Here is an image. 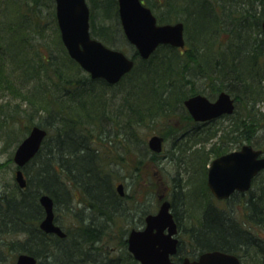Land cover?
Here are the masks:
<instances>
[{
	"label": "trees",
	"instance_id": "16d2710c",
	"mask_svg": "<svg viewBox=\"0 0 264 264\" xmlns=\"http://www.w3.org/2000/svg\"><path fill=\"white\" fill-rule=\"evenodd\" d=\"M1 1L8 5L3 10L4 21L0 20V89L7 90L12 97L24 98L27 106L34 107V113L43 118L37 124L48 133L40 150L23 168L26 188L13 184L8 193H0V264H12L19 252L34 254L39 258L37 264H140L127 250L125 233L128 229L122 230L113 220L114 214H121L125 200V196H119L115 180L121 171L126 173L130 169L125 153H133L135 148L142 151V155H136L137 162L130 169L135 175L144 155L158 156L143 140L153 124L171 121L175 125L177 119L182 128L172 143L177 140L182 143L177 145L181 156L186 160L191 157L187 162L193 164V171H199V181L194 175L196 178L189 176L185 183L198 182L204 211L198 222L192 219L186 225L190 250L181 251V241L175 262L188 253L194 257L201 251L218 249L236 254L241 264H264V169L253 178L246 192L232 194L242 209V218H239L236 210L227 216L226 211L214 205L206 185L207 166L204 167L206 159L245 142L264 152V140L257 137L264 128L262 0H249V5L243 0H211V3L209 0H143L159 23L182 19L185 47L161 44L143 59L129 43L134 66L114 85L103 79H92L68 55L60 39L53 0ZM254 1L260 5V10L255 8ZM43 3L51 6L49 12L60 47L59 59L52 52L43 55L38 45L29 40L33 33L43 31L39 6ZM87 3L91 36L110 47L116 46L118 39L126 41L117 0H87ZM225 7L233 9L223 12ZM210 10L214 12L211 25L216 29L190 33V23L201 27V20L207 19ZM8 13L14 15L5 19ZM230 16L236 26L231 28L232 34L226 36L229 30L221 25L223 17ZM33 48L34 58L29 53ZM7 63L11 68L5 67ZM13 70L20 72L15 75ZM199 75L209 80L203 89L195 83ZM19 87L25 92L21 93ZM106 90H111L109 97L103 96ZM222 90L235 98L234 113L221 118L228 122L220 123L219 130L202 131L200 137L189 143V138L185 139V135L190 137L185 134L187 129L196 126L194 130L201 134L200 123L191 119L183 101L196 93L210 97ZM119 92L122 94L116 103ZM13 107L0 104V117L5 122L18 118ZM32 124H26L25 129ZM24 132L15 133L14 138L24 136ZM156 132L167 137L166 130ZM214 135L217 140L206 149L205 143ZM113 144L120 153L110 157L112 159L106 158ZM198 144L202 146L193 148ZM196 165L199 170L195 169ZM173 188L171 207L174 212L186 201L193 204L190 208L194 210L195 185L186 190L177 184ZM42 193L53 199L55 220L64 228L65 237L39 228L43 209L38 198ZM59 205L71 216L69 225L60 223L56 215ZM212 207L224 212L226 217L210 218L207 209ZM81 211L87 212L82 215ZM179 214L174 213L181 225Z\"/></svg>",
	"mask_w": 264,
	"mask_h": 264
},
{
	"label": "water",
	"instance_id": "95a60500",
	"mask_svg": "<svg viewBox=\"0 0 264 264\" xmlns=\"http://www.w3.org/2000/svg\"><path fill=\"white\" fill-rule=\"evenodd\" d=\"M55 15L60 37L68 54L91 78H102L109 84L118 82L128 73L134 60L123 51L104 45L91 37L89 32V8L86 0H54ZM118 16L123 33L146 59L160 44L183 47L184 25L181 21L158 24L151 9L141 0H117ZM264 7V0H263ZM264 47V18L261 22ZM184 106L195 121H206L224 113H232L233 99L227 92H220L214 101L203 94H194L184 101ZM45 128L34 125L15 149L13 160L17 165L15 180L20 188L26 185L23 166L38 152L46 136ZM163 137L151 135L148 147L159 153L162 151ZM261 149L244 144L239 149L223 153L210 162L207 170V185L218 199L228 198L235 191L250 188L252 178L264 169V155ZM117 191L124 194L123 183H118ZM44 216L39 227L46 233L59 237L66 234L54 222L53 199L47 193L39 196ZM142 229L132 228L127 237V248L140 264H175L171 256L176 253V222L170 211V201L163 200L156 213L145 217ZM37 259L29 253H19L14 264H36ZM181 264H240L238 256L222 250L201 252L196 258H183Z\"/></svg>",
	"mask_w": 264,
	"mask_h": 264
},
{
	"label": "rangeland",
	"instance_id": "374dc122",
	"mask_svg": "<svg viewBox=\"0 0 264 264\" xmlns=\"http://www.w3.org/2000/svg\"><path fill=\"white\" fill-rule=\"evenodd\" d=\"M255 1H254L255 8L257 10H260L261 9L260 5H258V3L256 4ZM1 2L3 1L0 0V20L3 19V10L5 11L7 9V7L5 6L8 5L7 3L1 4ZM209 2L211 3V0H209ZM243 2L245 3V5L251 4L249 0H243ZM44 3H47V2L44 1ZM44 3L43 5H39L40 11H41V24H43V31L40 32V34L33 33L31 39L29 40H30V43H33L34 45L36 44L38 45L39 52L42 53L43 55H46V53L48 54L52 52L56 56V58L59 59L60 58L59 56L61 55V53L59 52L60 47L57 44V39H56L57 34L55 31L52 30V26H53L52 15L49 12V10L51 9V6L44 4ZM230 9L232 10L233 8H230ZM230 9L228 7H225L223 9V12H229L231 11ZM213 14L214 12L210 10L207 19H204V21L201 20L202 21L201 27H200V24L198 23H194V24L190 23V26H188L189 32L194 35L198 31L206 32L207 31L206 29H211V30L216 29L213 25H211ZM13 15H14L13 13H8L4 16V18L10 19V17ZM181 16H183V14H181ZM185 19H187V17H185ZM180 20L182 21V19L179 18V20H173L168 23H173L175 21H180ZM223 20H224V23L221 22L222 23L221 26L224 27V25H226V28L229 30L228 31L229 33L227 32L224 35L228 36L232 34L231 28L232 27L235 28L236 22L234 21V19H232V16L223 17ZM164 23H167V22H164ZM128 44L129 43L127 42V40L122 41L121 39H118L117 45L116 46L113 45L111 47L120 49L127 56L131 57V48ZM35 49L33 48L29 51L30 55H32V58H34L33 51H35ZM6 66L11 68L10 63H7L5 67ZM2 67H3V64H2ZM5 70L8 73V70L6 68ZM13 71L15 72V75H18V73L20 72L19 70H13ZM3 74L5 75L4 72ZM195 83L199 88L203 89L204 87L208 86L209 80L204 79L203 77H201V75H199L197 78H195ZM19 91L21 93L25 92L24 88L22 87H19ZM110 92L111 90H106L103 96L109 97ZM121 94L122 92H119L117 94L118 98L115 101L116 103H119V97L121 96ZM16 96L12 97L11 94L7 92V90L4 91L3 89H0V104H8L11 107H13L15 104L18 105L17 106L18 108H15L16 106L12 108V109H15V110H12L13 112H16L15 115H18V118L16 120L15 119L6 120L5 122V119H2L0 117V193L2 192L8 193L11 189H13L12 185L16 183L14 180V171L16 169V165L13 161V154H14V151L18 143L25 137V135H27L32 125L37 124L38 122H41L43 119L39 117L38 114L34 113V110H33L34 107L30 105L27 106V103L24 100V98L22 99ZM30 122L33 124L28 129H25L27 126L26 124ZM176 122L177 123L175 125H172L171 121L161 122L159 124H157L158 123L157 122L155 125L153 124V127L150 130H147V132H150V133L146 134L145 132V134L143 135L145 139L143 140H145L146 143H147L149 136L152 135L153 133L162 135L161 133L156 132V130H160V131L162 130V133L164 130H166L167 137L166 138L164 137L165 138L164 150L160 155L155 156L153 158H150L149 154L148 156L147 155L143 156L142 158L143 160L137 164L138 170H137L136 175L134 174V172H131L130 169L134 167V165L137 162L136 157L138 156L136 155L137 154L142 155V151L139 152V149L135 148L136 152L133 149V153L132 152L125 153V162H127V165L130 169L129 171L127 169L126 173L121 171L115 180V185L117 182L123 183L125 200L122 201L121 206L123 210L121 209L122 210L121 214L113 215V220L115 219L117 221L119 227L122 226V230L125 231L126 228L128 229L125 233V236H127V233L131 227H136V228L138 227L139 225L138 216L142 210H151V212H155L157 210V207H158L157 197L159 194H163L164 196L167 197V199L172 200L171 188H173L175 184L181 187H184L183 190H186L187 187L191 186L192 184L195 185V188H196L195 190H193V193H192V201L195 204V209L192 210L190 206L193 204H190V202H187V201L185 205L179 204L176 208V211L180 213L179 215H180L181 227H182L181 232L183 234V237L186 238V240L189 239L186 225H188V223H190L192 219H194L192 220V222H198L200 215L204 211V206H203L204 202L201 203V201H204V199H202L203 196H202V193H200V190L197 189L198 182L196 180H193L191 184L185 183L186 179L189 176H193L195 178L197 176L198 181H199V176H198L199 171H193L192 169L194 167L193 164L191 162L190 163L187 162L188 160H190L191 157L188 160H186L185 157L181 156V153L179 152V147H177V145L179 144L181 145L182 143L178 140L176 143H172L173 137L178 133V130L182 128V125L180 124L178 119L176 120ZM220 123H223V119L222 120L219 119V120L210 122L208 124L201 125L200 128H198V130L201 131V134H198L200 132H196V130H194L196 126H194V128L190 127L187 129V132L185 133V134H188V136L190 137H187L185 135V139L189 138L188 142L191 143L193 138L196 139L200 137V135H202L203 133L202 131L207 132V130H210V129L219 130ZM160 126H162V128ZM23 130L25 131L23 133L24 136L21 137V135H19V137L15 139L14 138L15 133H20ZM108 130H110L109 126H107V131ZM257 137H259V139L264 140V128L261 130V133ZM217 138L218 137L214 135L213 139H211L210 141L214 142L215 140H217ZM185 139L183 137V141H185ZM114 146L115 145L113 144V146L109 149L111 154L107 153L105 155L106 158L112 159L114 156H117V154L120 153L113 148ZM198 146H202V145L200 144L196 146L193 145V148H197ZM204 146L206 149H208L210 147V144H208L207 142L205 143ZM237 146H235V148H237ZM187 153L189 154V152ZM212 157H210L209 159H206L205 164L203 162L204 167L207 166L208 161H210ZM114 166L115 164L112 165V168ZM195 169L199 170V165H196ZM153 182L155 184H153ZM210 199L213 201L215 206L223 209L224 212L226 211L225 213L227 214V216L231 215L230 213H232V210L233 211L236 210V212H238L237 214H239V218H242L240 217V213L242 209L240 208L239 201H237L236 198L230 197L229 199L225 201L223 200L219 201V200H214V198H212V196L210 195ZM199 204L202 205V207H198ZM196 205H198L197 209H196ZM61 206L59 205L58 207L59 209L58 211H56V215L58 216L60 223L66 226L71 223L72 218L69 214H66L63 209H61L62 208ZM86 212L87 211H84V212L81 211L82 215H84ZM185 249H189V248L186 247L185 244H183V250L185 251ZM12 264H14V261Z\"/></svg>",
	"mask_w": 264,
	"mask_h": 264
},
{
	"label": "flooded vegetation",
	"instance_id": "af4514ba",
	"mask_svg": "<svg viewBox=\"0 0 264 264\" xmlns=\"http://www.w3.org/2000/svg\"><path fill=\"white\" fill-rule=\"evenodd\" d=\"M222 91H224V92H227V91H225V90H222ZM222 91H219L218 93H215L214 94V96H206L209 100H211V101H214L216 98H217V96H218V94L220 93V92H222ZM229 95H230V97H231V99H233V105H234V109H233V112L232 113H224L223 115H221V116H218V117H216V118H214V119H210L209 120V122H213V121H216V120H219V119H221V118H223L224 116H226V115H232L233 113H234V111H235V109H236V107H237V104H236V100H235V98L229 93V92H227ZM227 119H225L224 118V120H223V123H222V125H225V124H227ZM206 123H208V121H205V122H201L200 123V125H198V126H201L202 124L204 125V124H206ZM211 139H213V137H211L209 140H208V144H210V146L216 141H214V142H212V141H210ZM244 144H250V143H243V144H241L240 146H237V148H233L232 150H235V149H239L242 145H244ZM251 146H253V144H250ZM254 147V146H253ZM254 148H256V147H254ZM23 173H24V171H23ZM24 175H25V173H24ZM242 192V191H241ZM163 196V194H159L158 195V197H157V200H158V207H159V203L163 200V198H161ZM170 201V211H171V213H172V215H173V218H174V220H175V222H176V229H177V231H176V234L174 235L176 238H177V245H176V253L175 254H173L174 256L172 257V259L173 260H175V258H176V255H178V250H179V246L181 245V241L183 242V244H185V246L186 247H188L189 248V246H188V241L186 240V238L185 237H183V234H182V232H181V225H178V223H177V218L175 217V215H174V213L176 212H174V210H173V208L171 207V200H169ZM158 207H157V210H158ZM156 210V211H157ZM155 211V212H156ZM148 213H153V212H151V210H142L141 211V213L139 214V216H138V218H139V222H138V227L136 228V227H131L130 229H132V228H136V229H142L144 226H145V224H146V221H145V217H146V215L148 214ZM54 221L57 223V221L55 220V218H54ZM63 228V227H62ZM64 229V228H63ZM130 229H129V231H130ZM129 231H128V233H129ZM128 233H127V236H128ZM127 236H126V246H127ZM183 244H182V247H181V251H183L184 252V250H183ZM189 250L190 249H185V251H188L189 252ZM205 251V250H204ZM201 252H203V251H201ZM201 252H199V253H201ZM198 253V254H199ZM197 254V255H198ZM196 255V256H197ZM196 256H190L189 255V253H188V255H184V256H182V258H181V260L177 263V262H175V264H181L182 263V260H183V258H185V257H188L189 259H194Z\"/></svg>",
	"mask_w": 264,
	"mask_h": 264
},
{
	"label": "bare ground",
	"instance_id": "6f19581e",
	"mask_svg": "<svg viewBox=\"0 0 264 264\" xmlns=\"http://www.w3.org/2000/svg\"><path fill=\"white\" fill-rule=\"evenodd\" d=\"M206 177H207V174H206ZM54 203V202H53ZM207 214L210 218H216V217H226V216H223L225 213L222 212V211H219V210H216L215 207H212V208H208L207 209ZM33 256H35L34 254H32ZM35 258L37 259V262L39 261V258H37L35 256ZM36 262V264H37Z\"/></svg>",
	"mask_w": 264,
	"mask_h": 264
}]
</instances>
